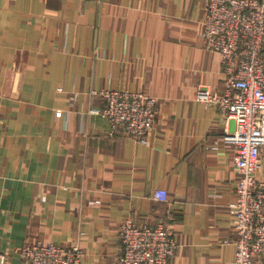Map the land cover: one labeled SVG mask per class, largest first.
I'll return each instance as SVG.
<instances>
[{"label":"crops","instance_id":"obj_1","mask_svg":"<svg viewBox=\"0 0 264 264\" xmlns=\"http://www.w3.org/2000/svg\"><path fill=\"white\" fill-rule=\"evenodd\" d=\"M203 0H0V250L78 241L81 264H120L119 224L168 225L171 264H228L232 128L196 91L224 90L203 48ZM156 98L144 140L109 133L101 91ZM57 111L61 114L57 115ZM258 177L264 179V147ZM167 200H157L155 189ZM98 201V203H95ZM251 264H264L255 256Z\"/></svg>","mask_w":264,"mask_h":264},{"label":"built area","instance_id":"obj_2","mask_svg":"<svg viewBox=\"0 0 264 264\" xmlns=\"http://www.w3.org/2000/svg\"><path fill=\"white\" fill-rule=\"evenodd\" d=\"M203 1L202 46L219 55L224 90L218 93L200 87L195 99L215 105L226 121H232L231 130L221 137L234 151L237 172L234 199L229 204L235 251L228 264H251L255 256L264 260V179L258 177L264 147V0ZM100 95L101 107L91 112L106 119L109 133L144 140L155 124L156 98L129 89L104 90ZM153 196L167 200L161 188ZM116 237L120 264H171L177 248L172 229L164 223L148 225L125 219ZM18 255L17 264H81L83 248L78 241L25 242ZM0 264H11L2 250Z\"/></svg>","mask_w":264,"mask_h":264}]
</instances>
